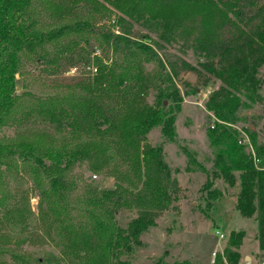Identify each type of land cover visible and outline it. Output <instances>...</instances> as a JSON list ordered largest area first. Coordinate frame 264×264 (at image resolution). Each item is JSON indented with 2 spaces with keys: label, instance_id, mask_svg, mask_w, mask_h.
<instances>
[{
  "label": "trees",
  "instance_id": "trees-1",
  "mask_svg": "<svg viewBox=\"0 0 264 264\" xmlns=\"http://www.w3.org/2000/svg\"><path fill=\"white\" fill-rule=\"evenodd\" d=\"M79 9L88 16L75 19ZM94 14L115 16L94 29ZM178 43L205 57L202 70L168 55ZM87 44L101 55L85 51ZM76 58L90 72L71 86L16 92L26 65L55 73ZM179 65L204 84L220 81L205 102L216 119L209 137L217 147L205 186L210 198L220 194L210 189L217 178L239 186L236 208L241 215L256 214L264 248V138L252 122L244 126L248 140L242 142L235 127L255 119V105L264 107V0H0V224H25L24 206H7L4 194V172L19 164L40 184L37 213L54 233L46 231L58 248L54 264H132L124 257L173 199L162 146L146 139L157 126L166 140L174 139L183 101ZM150 87L153 103L147 100ZM27 118L66 126L74 142L1 133ZM112 159L124 168V186L99 188L73 178L76 163L97 172ZM133 207L136 216L120 226L117 212ZM5 253L11 263L0 264L49 261L1 247L0 256ZM226 259L236 264L229 250Z\"/></svg>",
  "mask_w": 264,
  "mask_h": 264
},
{
  "label": "rangeland",
  "instance_id": "rangeland-1",
  "mask_svg": "<svg viewBox=\"0 0 264 264\" xmlns=\"http://www.w3.org/2000/svg\"><path fill=\"white\" fill-rule=\"evenodd\" d=\"M75 19H83L88 15L85 11L75 10ZM94 14L89 17V23L94 29L112 22L114 14L101 16ZM90 44L93 42L90 40ZM85 51L92 49L91 45L83 47ZM92 54L101 55L93 48ZM172 58L182 59L192 66L200 67L205 57L192 45L182 47L175 44L168 51ZM181 81H178L183 95L180 109L176 111L174 128L175 136L172 141L166 140L159 126L151 128L146 142L151 146L161 145L163 159L167 163L173 183V199L167 209L159 211L156 223L141 234L139 243L124 258L132 264H215L220 259L224 264H231L226 259V251H230L231 259L236 264H264V248L258 241V225L256 214L241 215L236 208L239 186H229L223 179H215L210 186L220 194L210 198L208 193L209 172L213 168V156L217 147L210 142L209 130L216 122L212 112L205 109V102L211 92L220 86V81L214 79L204 84L197 75L183 69L181 65ZM152 66H147L150 71ZM264 74V67L262 68ZM90 70L76 58L70 66L63 65L61 70L49 73L34 64L26 65V72L19 81L16 92L30 90L36 94L54 92L57 87L71 86L79 79L88 76ZM187 85H184V82ZM196 87V93L189 89ZM64 89V88H63ZM155 91L148 90L147 100L153 103ZM254 120L242 121L235 127L241 131L242 142H247L243 128L249 123H255L264 138V107L255 105ZM4 136L16 133L43 135L57 144L70 145L74 138L64 125H53L39 122L35 118L23 119L21 125H9L1 130ZM17 167L4 172V194L7 206L17 203L24 206L25 224L9 228L7 223L0 224V248L11 249L17 254L29 259L49 257L44 264H54L53 257L57 256L58 248L46 235L53 237L52 229L41 222L37 213L39 204L40 184L34 181L26 168ZM124 172L117 159L109 161L105 169L94 172L88 169V164L82 163L73 168V178L82 177L99 188L114 187L117 183L127 184L120 177ZM42 207V205H41ZM1 211V208H0ZM120 226L136 216V208H125L117 212ZM9 230V232L5 231ZM6 235L3 242V236ZM222 235V237L220 236ZM54 238V237H53ZM2 239V240H1ZM240 239V243L236 244ZM55 240V239H54ZM3 262L11 263L8 253L0 256Z\"/></svg>",
  "mask_w": 264,
  "mask_h": 264
},
{
  "label": "built area",
  "instance_id": "built-area-1",
  "mask_svg": "<svg viewBox=\"0 0 264 264\" xmlns=\"http://www.w3.org/2000/svg\"><path fill=\"white\" fill-rule=\"evenodd\" d=\"M240 143V142H239ZM222 237V235H220Z\"/></svg>",
  "mask_w": 264,
  "mask_h": 264
}]
</instances>
